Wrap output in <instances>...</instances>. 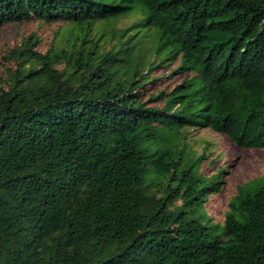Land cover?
Here are the masks:
<instances>
[{
    "label": "trees",
    "instance_id": "trees-1",
    "mask_svg": "<svg viewBox=\"0 0 264 264\" xmlns=\"http://www.w3.org/2000/svg\"><path fill=\"white\" fill-rule=\"evenodd\" d=\"M34 20L63 25L0 75V264H264V171L216 219L189 139L264 149V0H0Z\"/></svg>",
    "mask_w": 264,
    "mask_h": 264
},
{
    "label": "rangeland",
    "instance_id": "rangeland-1",
    "mask_svg": "<svg viewBox=\"0 0 264 264\" xmlns=\"http://www.w3.org/2000/svg\"><path fill=\"white\" fill-rule=\"evenodd\" d=\"M59 23H40L32 21L21 25L5 24L0 27V75L8 63L5 60L8 48L14 47L20 43L21 38L31 32H36L40 38L37 45L43 52L46 51L49 44L58 32ZM61 33V31H60ZM169 69L158 70L153 72L155 77L161 78L158 86L170 89L173 85L180 81V77H166ZM157 82V81H156ZM192 149L194 152L201 154L205 148L209 156H215L212 162H203V170L212 172L216 167H223L227 171L222 178L224 185L217 196H215L209 207V214L216 219L222 217L228 210L229 200L236 195L240 186L248 181L262 175L264 171V149H241L236 147L226 136L220 135L207 129L192 130L189 136Z\"/></svg>",
    "mask_w": 264,
    "mask_h": 264
}]
</instances>
